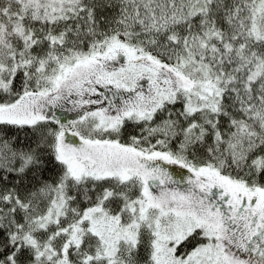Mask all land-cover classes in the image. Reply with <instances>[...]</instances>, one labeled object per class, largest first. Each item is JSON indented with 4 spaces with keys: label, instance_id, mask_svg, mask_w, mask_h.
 Here are the masks:
<instances>
[{
    "label": "snow or ice",
    "instance_id": "obj_1",
    "mask_svg": "<svg viewBox=\"0 0 264 264\" xmlns=\"http://www.w3.org/2000/svg\"><path fill=\"white\" fill-rule=\"evenodd\" d=\"M0 264H264V0H0Z\"/></svg>",
    "mask_w": 264,
    "mask_h": 264
},
{
    "label": "flooded vegetation",
    "instance_id": "obj_2",
    "mask_svg": "<svg viewBox=\"0 0 264 264\" xmlns=\"http://www.w3.org/2000/svg\"><path fill=\"white\" fill-rule=\"evenodd\" d=\"M64 115L68 116L69 118H71L74 114L73 113H64Z\"/></svg>",
    "mask_w": 264,
    "mask_h": 264
},
{
    "label": "trees",
    "instance_id": "obj_3",
    "mask_svg": "<svg viewBox=\"0 0 264 264\" xmlns=\"http://www.w3.org/2000/svg\"><path fill=\"white\" fill-rule=\"evenodd\" d=\"M180 170L179 169H175L173 170V174L175 175L176 172H179Z\"/></svg>",
    "mask_w": 264,
    "mask_h": 264
}]
</instances>
